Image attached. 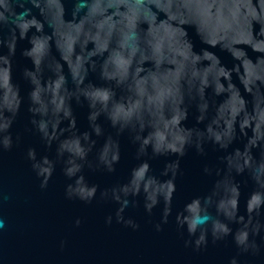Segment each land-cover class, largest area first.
Returning <instances> with one entry per match:
<instances>
[{"label":"water","instance_id":"1","mask_svg":"<svg viewBox=\"0 0 264 264\" xmlns=\"http://www.w3.org/2000/svg\"><path fill=\"white\" fill-rule=\"evenodd\" d=\"M0 264H264V0H0Z\"/></svg>","mask_w":264,"mask_h":264}]
</instances>
